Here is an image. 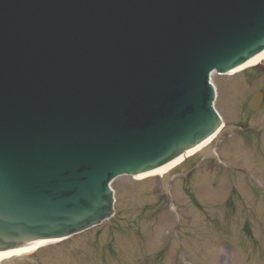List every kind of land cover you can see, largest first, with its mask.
Listing matches in <instances>:
<instances>
[{
  "label": "water",
  "instance_id": "1",
  "mask_svg": "<svg viewBox=\"0 0 264 264\" xmlns=\"http://www.w3.org/2000/svg\"><path fill=\"white\" fill-rule=\"evenodd\" d=\"M263 50L264 0H0V251L111 217V180L216 133L210 74Z\"/></svg>",
  "mask_w": 264,
  "mask_h": 264
},
{
  "label": "rangeland",
  "instance_id": "2",
  "mask_svg": "<svg viewBox=\"0 0 264 264\" xmlns=\"http://www.w3.org/2000/svg\"><path fill=\"white\" fill-rule=\"evenodd\" d=\"M211 81L223 119L212 155L186 175L116 178L113 217L41 245L35 264H264V101L247 108L264 63Z\"/></svg>",
  "mask_w": 264,
  "mask_h": 264
},
{
  "label": "bare ground",
  "instance_id": "3",
  "mask_svg": "<svg viewBox=\"0 0 264 264\" xmlns=\"http://www.w3.org/2000/svg\"><path fill=\"white\" fill-rule=\"evenodd\" d=\"M264 60V50L261 51L260 53H258L257 55H255L254 57L250 58L249 60H247L245 63H243L242 65H240L239 67L235 68L232 72H236L239 71L241 69L250 67V66H255V65H259L263 62ZM223 128V127H222ZM219 129L216 133H214L213 135H211L210 137H208L207 139H205L204 141H202L201 143H199L197 146H195L194 148H191L189 150H187L185 153H183L181 156H179L178 158L166 163L165 165L155 168L149 172L140 174L139 176L142 175H163L166 172H168L173 166H175L176 164H178L179 162H181L185 157L192 155L196 152H209L210 148L212 146V143L214 142V140L216 139V137L218 136V134L220 133ZM51 242H56L54 240H37L35 242L30 243L27 246L24 247H20V248H16V249H10V250H6V251H0V260L5 258V257H9L12 256L14 254H20L23 251H28L30 253L36 251L41 245L47 244V243H51Z\"/></svg>",
  "mask_w": 264,
  "mask_h": 264
}]
</instances>
